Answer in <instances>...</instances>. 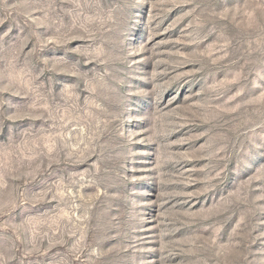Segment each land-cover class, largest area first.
<instances>
[{
  "label": "rangeland",
  "instance_id": "obj_1",
  "mask_svg": "<svg viewBox=\"0 0 264 264\" xmlns=\"http://www.w3.org/2000/svg\"><path fill=\"white\" fill-rule=\"evenodd\" d=\"M0 264H264V0H0Z\"/></svg>",
  "mask_w": 264,
  "mask_h": 264
}]
</instances>
